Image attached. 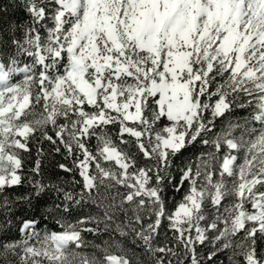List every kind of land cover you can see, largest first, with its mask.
Listing matches in <instances>:
<instances>
[{
  "label": "snow or ice",
  "instance_id": "snow-or-ice-1",
  "mask_svg": "<svg viewBox=\"0 0 264 264\" xmlns=\"http://www.w3.org/2000/svg\"><path fill=\"white\" fill-rule=\"evenodd\" d=\"M16 7L22 20L0 9V208L27 183L17 200L54 189L56 211L97 214L43 235L24 220L19 239L5 220L0 264H201L206 242L209 260L230 250V264H264V0ZM197 142L211 151L173 184L174 160ZM45 143L71 159L58 165L70 189L38 179ZM166 187L183 190L173 210Z\"/></svg>",
  "mask_w": 264,
  "mask_h": 264
},
{
  "label": "trees",
  "instance_id": "trees-1",
  "mask_svg": "<svg viewBox=\"0 0 264 264\" xmlns=\"http://www.w3.org/2000/svg\"><path fill=\"white\" fill-rule=\"evenodd\" d=\"M18 2L19 0H0V9H4L7 12L5 18H11L13 20H22L24 18V13L16 7ZM247 115L248 113L237 109L234 116L230 117V119L234 122L239 121L242 123ZM50 147V145L45 143V153L43 157H39L42 160V175L38 177V179H42L46 184H57L65 189H70L74 173H66L61 170L58 165L64 163L72 167V161L62 154H57L55 152L49 154L48 149H50ZM208 151H211V148L199 142L189 145L186 149L182 150L181 154L173 162L171 174L175 179L172 183L176 184L178 182L181 168L189 161L195 162L202 152ZM35 158L37 157L35 152H33L32 157L26 162V168L30 169L33 166ZM25 175H27V172ZM75 178L78 179V177ZM28 188L29 185L25 183L22 187L8 190L6 195L10 197L12 204L6 210L0 208V226L4 224L5 220L10 219L12 221L10 231H7V235L11 238L19 239L21 237L22 233L19 232V228L24 220H36L37 224L35 226V231L43 235L46 232L61 231L60 226L57 224V220H61L62 223L75 222L82 216L97 214L95 208L88 206L82 208L74 207L70 213L56 211L55 205L62 202V195L57 193L54 189L46 191L39 202L33 200L31 204H28L24 200H17V196L27 194ZM182 195L183 190L177 192L173 187H166L164 190V197L167 202V208L173 210L176 202L181 200ZM49 209H51V211H47ZM88 226L92 227L94 225L90 224ZM100 227L103 228V225L101 224ZM0 234H3V232H0ZM84 238L88 242L95 244L101 243L100 239L90 233H84ZM260 243H264V241ZM213 250L212 245L208 242H206L205 245L197 246V255L201 260V264H230V250L218 253L209 260L208 256ZM86 251H91V249H86ZM129 255H131V253H129Z\"/></svg>",
  "mask_w": 264,
  "mask_h": 264
}]
</instances>
